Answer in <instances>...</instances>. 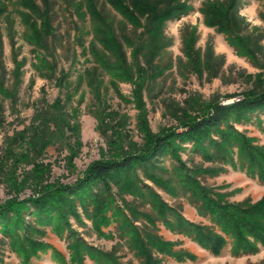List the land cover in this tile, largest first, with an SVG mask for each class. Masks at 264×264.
<instances>
[{
	"label": "trees",
	"instance_id": "16d2710c",
	"mask_svg": "<svg viewBox=\"0 0 264 264\" xmlns=\"http://www.w3.org/2000/svg\"><path fill=\"white\" fill-rule=\"evenodd\" d=\"M65 1L79 21V25H75L74 40L81 47L80 55L85 57L84 62L94 63L91 68L84 67V76H80L91 87L97 86L98 74H107L112 81L134 82L136 79V83H143L148 69L153 67V58L170 44L164 34L166 23L193 9L189 0ZM241 2L202 0L199 11L204 24L223 34L238 55L258 64L261 47L254 41L259 42L261 36L241 32L239 24L244 22L238 14ZM10 3L22 8L19 10L24 26L22 35L34 52V71L50 78L54 74V63L50 61L55 60L56 51L52 42L54 0H0V17L8 14ZM262 18L264 20V15ZM90 33L92 38L85 45V35ZM184 37V54L196 67L200 62L193 47V31ZM126 46L131 50L129 63ZM49 56L52 60L47 58ZM73 61L78 62L75 54ZM13 63L16 77L20 78L21 63L15 56ZM70 74V71L62 72L59 84ZM0 95L12 98L1 79ZM242 96L239 102L227 105L215 102L204 109L202 115L187 116L179 122L181 129L173 127L153 135L144 126V141L134 151L96 160L74 182L34 187L31 195L21 200L18 194L26 177L15 181L8 173L5 180L11 181L16 196L0 204V264H5V247L18 258L19 264H32V260L41 255H49L54 264H86V261L125 264L116 254L123 245L138 264H161L167 258L178 264L197 260L194 253L180 247V241L166 240L159 235L160 227L189 239L214 257L220 256L227 247L234 258L264 250V195L254 203L249 200L229 202V193L201 181L202 176H216L229 166L264 184V144L234 126L254 118L264 134V120L259 115L264 113V87ZM134 101L142 106L137 91ZM61 121V118H53L54 136L45 135L49 122L40 123L43 128L37 134L41 133L42 140L38 143L34 142V133L28 138L22 132L8 137L9 145L14 142L25 148L16 159L30 162L34 160L32 151L40 154L61 138L65 141L64 132L69 130L72 135L74 130L70 124L60 125ZM64 141L61 142L66 143ZM9 145L3 154L14 155V148ZM187 149L201 162L188 165L180 153ZM165 157L170 158V167L163 163ZM45 166L35 164L36 168L31 171L38 178L36 183L41 175L37 173L46 171ZM0 170L6 171L3 167ZM147 181L171 198L184 197L209 224L186 219ZM78 210L90 221L97 238L115 240L113 251L105 252L88 244L71 227V218L84 225ZM48 232L66 242L67 254L44 241Z\"/></svg>",
	"mask_w": 264,
	"mask_h": 264
},
{
	"label": "rangeland",
	"instance_id": "374dc122",
	"mask_svg": "<svg viewBox=\"0 0 264 264\" xmlns=\"http://www.w3.org/2000/svg\"><path fill=\"white\" fill-rule=\"evenodd\" d=\"M189 2L193 6L191 11L166 23L164 34L169 38L170 44L153 58V67L148 69L143 83H136V79L134 82L112 81L109 75L98 74V84L95 87H91L80 77L84 76L83 68H91L94 63L91 60L84 62L85 57L80 55L81 47L74 40L75 25H79V21L65 0H54L55 33L52 42L56 51L55 60L50 61L52 65L54 63V74L50 78L38 75L33 69L32 63L36 60L34 52L22 35L24 26L19 13L22 8L15 3L8 5V14L0 17V79L12 93V98L0 95V169L3 167L6 170H0V178L4 177V180L0 179V204L16 196L11 181L5 180L8 173L9 178L13 177L15 181L26 177L18 194L20 200L30 196L34 187L72 183L92 162L134 151L144 141V126L153 135L173 127L181 129L179 122L187 116L202 115V111L215 102L227 105L233 103L228 101L236 96L242 100L245 93L264 87V0H242L238 8V14L244 21L239 24L241 32L261 36L259 42L254 41L261 47L258 64L238 55L226 42L223 34L204 24L199 11L202 0ZM85 24L87 28L90 27L88 21ZM191 31L195 37L193 47L200 62L197 68L183 51L184 36ZM91 38V33L85 35L84 44L87 45ZM125 51L129 63L131 50L126 46ZM74 54L78 58L75 63ZM13 56L21 63L20 78L14 72ZM47 58L52 60V56ZM67 71L71 72L70 76L59 84L62 72ZM136 91L140 95L142 106L136 105L134 101ZM259 115L264 120V113ZM53 118H61L60 125L70 124L74 133L71 135V131H66L64 127L66 132L63 137L67 139L64 141L61 138L46 146L40 154L32 151L34 160L30 162L16 159L25 148L12 142V139L14 155L3 154L6 145L10 143L7 138L18 132H22L26 138L34 133L35 143L42 140L41 133L38 135L37 131L43 128L40 123L44 121L49 122L45 135L52 136L55 129ZM234 126L247 135L255 136L258 143L264 144V134L254 118L251 122L235 123ZM180 153L188 165L201 162L188 149ZM39 163L46 165V171L37 173L41 175L39 183H36L38 178L31 171ZM163 163L170 167V158L165 157ZM138 173L141 175L139 170ZM201 181L220 192L229 193V202L249 200L254 203L264 195V184L247 176L244 171L229 166L225 172L216 176H202ZM154 187L163 200L179 209L186 219L209 224L184 197L171 198ZM78 212L81 214L80 210ZM81 218L84 225L71 218V227L88 244L105 252L113 251L115 240L97 238L90 221L82 214ZM158 233L166 240L180 241L181 248L197 256L195 262L183 264H264L263 249L255 255L234 258L230 256L227 247L220 256L214 257L189 239L173 235L163 227H160ZM44 241L67 254L66 242L50 232ZM116 254L125 264H138L124 245L117 249ZM3 260L5 264H19L18 258L8 247L3 250ZM32 264L54 263L49 255H41L39 259H33ZM86 264L92 263L86 261ZM161 264L178 263L167 258Z\"/></svg>",
	"mask_w": 264,
	"mask_h": 264
},
{
	"label": "built area",
	"instance_id": "2783aa9c",
	"mask_svg": "<svg viewBox=\"0 0 264 264\" xmlns=\"http://www.w3.org/2000/svg\"><path fill=\"white\" fill-rule=\"evenodd\" d=\"M241 98L239 96H236L234 98H231L228 102L235 101V100H240ZM227 102H224L226 104Z\"/></svg>",
	"mask_w": 264,
	"mask_h": 264
},
{
	"label": "bare ground",
	"instance_id": "6f19581e",
	"mask_svg": "<svg viewBox=\"0 0 264 264\" xmlns=\"http://www.w3.org/2000/svg\"><path fill=\"white\" fill-rule=\"evenodd\" d=\"M237 101H239V100H235V101H232V102H237Z\"/></svg>",
	"mask_w": 264,
	"mask_h": 264
}]
</instances>
